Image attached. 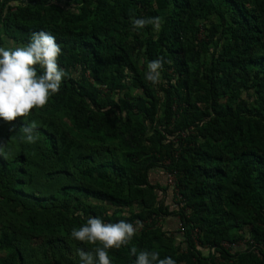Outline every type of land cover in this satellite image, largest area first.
<instances>
[{"label": "trees", "instance_id": "obj_1", "mask_svg": "<svg viewBox=\"0 0 264 264\" xmlns=\"http://www.w3.org/2000/svg\"><path fill=\"white\" fill-rule=\"evenodd\" d=\"M155 16L158 33L133 30ZM41 30L69 75L43 108L0 120V264H80L99 245L70 233L90 216L142 225L111 264H135L131 247L264 264V0H0V47Z\"/></svg>", "mask_w": 264, "mask_h": 264}, {"label": "clouds", "instance_id": "obj_2", "mask_svg": "<svg viewBox=\"0 0 264 264\" xmlns=\"http://www.w3.org/2000/svg\"><path fill=\"white\" fill-rule=\"evenodd\" d=\"M131 23L133 30L152 25L158 33L163 17L132 18ZM61 52L56 38L43 30L33 32L24 46L0 47V120L13 122L18 117L23 119L34 108H43L50 95L60 91L63 79L69 75L57 63ZM165 62L170 63L163 57L149 61L146 80L153 85L159 84ZM37 127L35 120L23 124L20 139L25 143H35L38 140L34 135ZM141 227L139 222L135 226L123 219L116 223H105L98 217L90 216L84 225L73 228L70 236L86 244L99 245L90 250L78 249L80 264H111L108 250L127 246ZM130 254L136 257L135 264H176L170 256L160 259L157 252L137 253L135 247H131Z\"/></svg>", "mask_w": 264, "mask_h": 264}, {"label": "built area", "instance_id": "obj_3", "mask_svg": "<svg viewBox=\"0 0 264 264\" xmlns=\"http://www.w3.org/2000/svg\"><path fill=\"white\" fill-rule=\"evenodd\" d=\"M168 181L170 182V183H172L173 182V178L171 177V176H169V179H168ZM180 229H183V227L181 226V224H180ZM223 245L225 246V247H229V246H234L235 247V244H229V243H223ZM213 250H214V248H211V251L213 252Z\"/></svg>", "mask_w": 264, "mask_h": 264}, {"label": "rangeland", "instance_id": "obj_4", "mask_svg": "<svg viewBox=\"0 0 264 264\" xmlns=\"http://www.w3.org/2000/svg\"><path fill=\"white\" fill-rule=\"evenodd\" d=\"M157 179H159V178H157ZM167 218H171L170 216L169 217H167ZM169 221H170V225L174 228V227H177L176 226V221L175 220H173V219H169Z\"/></svg>", "mask_w": 264, "mask_h": 264}]
</instances>
